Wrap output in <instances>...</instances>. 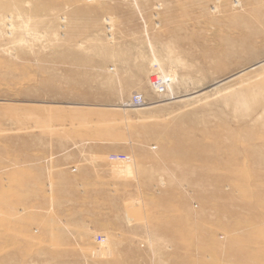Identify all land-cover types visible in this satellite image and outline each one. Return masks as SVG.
<instances>
[{
    "label": "rangeland",
    "instance_id": "rangeland-1",
    "mask_svg": "<svg viewBox=\"0 0 264 264\" xmlns=\"http://www.w3.org/2000/svg\"><path fill=\"white\" fill-rule=\"evenodd\" d=\"M7 105L20 136L81 134L84 175L125 155L108 204L144 207L101 223L84 178L74 224L0 223V264H264V0H0Z\"/></svg>",
    "mask_w": 264,
    "mask_h": 264
},
{
    "label": "crops",
    "instance_id": "crops-1",
    "mask_svg": "<svg viewBox=\"0 0 264 264\" xmlns=\"http://www.w3.org/2000/svg\"><path fill=\"white\" fill-rule=\"evenodd\" d=\"M20 109L33 112L29 109L34 108L0 106V113L12 114L10 120H6L8 116L0 120V223L23 227L45 224L51 219L64 226L74 224L71 218L82 209L86 178L90 192L100 191L109 195L106 199L102 197L106 205L93 217L102 218L101 223L107 225L115 223L116 216L122 217L124 223L131 225L128 211L144 207L140 196L125 200L116 211L108 204L110 195L117 192L115 182L131 180V170L123 165L122 169L115 170L113 160L106 153L92 152L87 154L91 173L84 175L81 134L78 137L74 134L66 138L68 140L64 139L65 142L60 137L39 142L34 136H20V124L34 123L23 121L25 116L18 115ZM77 122L81 129L82 118H77L75 114L74 123ZM63 144L70 147H43ZM99 222L92 218L90 223L94 225ZM106 239L110 240L109 237Z\"/></svg>",
    "mask_w": 264,
    "mask_h": 264
},
{
    "label": "built area",
    "instance_id": "built-area-1",
    "mask_svg": "<svg viewBox=\"0 0 264 264\" xmlns=\"http://www.w3.org/2000/svg\"><path fill=\"white\" fill-rule=\"evenodd\" d=\"M152 83H153V85H154V87L158 90V91H160V92H163L164 91V83H166V80L165 79H160V78H157V79H154L153 81H152ZM110 159L111 160H113V159H128L125 155H112L111 157H110ZM114 161V160H113ZM97 240L99 241V242H101V241H104L105 240V237L104 236H102V235H97Z\"/></svg>",
    "mask_w": 264,
    "mask_h": 264
},
{
    "label": "bare ground",
    "instance_id": "bare-ground-1",
    "mask_svg": "<svg viewBox=\"0 0 264 264\" xmlns=\"http://www.w3.org/2000/svg\"><path fill=\"white\" fill-rule=\"evenodd\" d=\"M166 80V79H165Z\"/></svg>",
    "mask_w": 264,
    "mask_h": 264
}]
</instances>
